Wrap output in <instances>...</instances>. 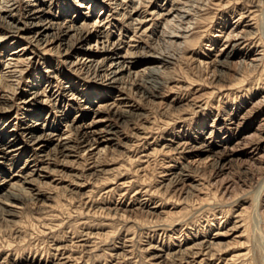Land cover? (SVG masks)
I'll return each mask as SVG.
<instances>
[{
  "label": "rangeland",
  "instance_id": "rangeland-1",
  "mask_svg": "<svg viewBox=\"0 0 264 264\" xmlns=\"http://www.w3.org/2000/svg\"><path fill=\"white\" fill-rule=\"evenodd\" d=\"M24 1L19 0L20 4ZM61 1L53 0L50 14L62 23L71 19L76 11L73 20L76 27L84 22L89 29L103 4L102 0H94L97 6L88 0H72L73 9L64 15L60 10ZM176 1L179 4L189 2ZM252 1L189 2L187 8L192 10L189 23L195 29L183 48L159 42L154 45L155 52H166L175 58L160 75L161 86L157 91L160 98L124 90L119 98L127 102L131 113L125 119L109 117L105 124L116 132L117 146L110 147L99 159L85 162L83 148L71 143L68 146L74 147L69 157H61L57 145L73 137V134H67L58 138L67 133L68 126L75 128L89 121L91 116L86 114L84 107L90 105L84 99L70 101L59 92L55 101L49 95L67 85L83 91L89 88L94 93L98 90L100 94L101 87L92 77L63 64L67 60L63 57L64 47L45 52L49 48L35 43L30 46L27 55L30 60L23 66V75L18 80L9 79L6 60L24 41L19 37L14 43L0 26V97L11 98L13 90L15 94L11 99L15 108L7 112L0 110V144L13 138L15 148L21 149L6 159L0 158V194L7 190L4 181L13 173L17 175L14 180H19L17 185L20 184L27 193L20 192L21 205L17 209L5 206L8 202L0 198V264H55L61 257L68 259L66 264H152L148 259L153 253L172 255L200 241L211 240L214 233L227 232L237 224L242 225L241 228L229 232L223 239L226 245L222 248L226 252L222 258L227 260L249 251L248 257H239L235 264H261L257 244L262 240L264 257V188L257 209L254 194L259 184L264 183V121L262 163L259 166L262 171L232 162L222 174L219 166L212 159L209 161L205 154L195 157V154L178 155L172 151L176 143L199 142L206 136L215 145V151H219L218 146L222 147L225 142L246 132L247 125H256L257 120L250 116L241 118L240 132L231 130L229 123L239 119L259 97L264 96V78H259L243 64L224 65L218 69L220 73L205 64L217 53L219 32L238 19ZM261 1L262 28L259 21L255 27L243 29L242 33L254 52L264 50V0ZM154 2L158 7L168 9V3L152 0L147 8L149 12L153 10ZM145 10L141 5L138 12ZM114 23L115 27L107 32L110 40H115L120 33V23L117 20ZM245 24L252 22L246 18L242 26ZM152 25L145 26L143 30L150 26L149 32L137 34L139 38L135 41L151 45L153 40L149 35L159 30L157 25ZM129 36H132L131 32ZM86 44L75 43L71 51H66L67 56L71 52L85 53ZM133 46L131 43L130 47ZM149 51L138 52L146 54ZM46 70L59 74L57 85L52 83L46 88L43 82L38 83L36 90L43 89L45 94L32 100L26 111L19 109L16 104L21 95L30 96L27 93L35 91L29 83ZM114 95L119 93L112 91L106 97L101 94L100 99L93 100L95 103L91 107L109 103V97ZM56 96L54 94L53 99ZM253 110L264 114V103ZM26 125L37 129L29 135L24 129ZM48 134L56 136L49 138ZM36 137L41 138L36 141ZM250 147L242 148L243 152H250ZM34 157H37V163L31 162ZM194 160H200V163ZM42 168L41 173L32 174L30 178L26 176L34 169ZM95 170L97 172L89 177L88 171ZM80 175L85 179L84 188L78 189L74 184ZM186 175L188 181L183 180ZM24 177L33 182L23 184ZM31 196L33 200H30ZM7 212H12V216ZM253 231H260L262 239H258V232L252 234Z\"/></svg>",
  "mask_w": 264,
  "mask_h": 264
},
{
  "label": "bare ground",
  "instance_id": "bare-ground-1",
  "mask_svg": "<svg viewBox=\"0 0 264 264\" xmlns=\"http://www.w3.org/2000/svg\"><path fill=\"white\" fill-rule=\"evenodd\" d=\"M102 1L103 4L101 5L99 16L93 21L90 27L91 29H89L84 22L79 27H76V21H73L76 17V11L73 12L74 14L71 19H65L60 23L57 17L50 14V10L54 4L53 0H25L22 4H20L19 0H0V26L4 28L7 34H10V39H12L13 42L19 37L24 41L22 46L10 52V57L6 60L8 62L5 68L8 70L7 74L9 79L15 78L18 80L23 75V66L30 60L28 59L29 56H27L31 51L30 46L35 43L39 46L42 44L44 49L49 48L45 52H50L54 48L59 49L64 47L65 51L63 57L67 58V60H65L63 64L68 65L69 68L75 72H82L86 76H90L96 80L95 82L101 87V94H104L105 97L107 94H112V91L119 93L118 96L114 95L113 98L109 97V103L103 102L104 104L98 105L96 108H92L91 106L95 103L93 100L100 99L101 97L98 90H95L96 92L94 93V91L89 88L83 91V89L80 90L71 85H67L55 91L54 94L55 96L57 95L55 99H53L54 94H51V96L49 95V98L55 101L56 98L59 97V92L62 96H68L70 101L74 102L79 101V99H84V101L90 105V107H84L86 114H90L91 116L87 123L76 126L75 128L68 126L67 128L69 129L67 133H62L60 137L57 136L61 139L62 136L73 134L74 139L70 136L66 139V142L58 143V154H61V157H69V153L74 146L68 145L74 143L75 146L83 148L84 152H86L84 162L97 160L101 155L108 152L110 147L114 145L117 146L115 144L116 132L108 129L107 126L105 127V124L108 122L109 117L125 119L126 116L131 113V110L127 109V102L120 99V95L124 90H135L138 94H142L146 97L160 98L157 97V91L161 86L159 81L160 75L164 71L163 69L173 64L175 58L166 52H155L154 45L159 42L176 46L178 49L183 48V45L188 41L192 35V31L195 29V27H192V23H189L191 21L190 12L192 10L190 6V8H187L188 3H197L200 0L184 1L180 2L181 4L176 0H170V2L169 0H162L169 4L168 9L158 7L155 1V6L151 12H149L147 8L152 3V0ZM71 2L72 0L61 1L60 10L63 11L62 13L64 15L73 9ZM88 2L93 3V6H97L94 0H88ZM141 5L146 8L144 13H140L141 11L138 12ZM78 6L81 7L82 5L79 4ZM82 7L85 8L84 5ZM261 8L262 1L253 0L249 2L247 10L242 9L243 11L240 13L238 19L234 20L229 26H224L223 30L219 32V39L216 41L218 47L217 53L211 62L205 63L206 66H210L213 70L220 73L218 69L223 68L224 65L226 66L228 64L234 67L243 64L251 69L252 72H256L259 78H264V50L262 49L259 52L252 51V47L242 36L243 31H245L243 29L255 27L259 21V26L262 28ZM103 10L106 11L103 12ZM143 14H145V16ZM18 16L19 18H17ZM257 17L261 19L259 20ZM246 18H248L252 24H245L242 26ZM116 20L122 27L120 26L118 37L115 40H110L107 32L110 31L112 27H115L114 21ZM151 23H153L152 26L155 25L156 27L157 25L159 30L149 35L150 40H153L151 45H141V43L135 41L138 37L137 34L147 32L151 25L144 30L143 28ZM130 32L132 33L131 37L129 36ZM126 35H128L127 42L125 41ZM84 42H87L86 47L83 49L85 53L76 54L71 52V55L67 56L66 51H71L75 43L80 45ZM56 43L57 46L54 47ZM131 43L134 44L133 47H130ZM144 49L150 50L151 52H146V54L138 52ZM58 75L59 74L54 70H46L43 72V75L36 78L38 81L32 80V82L29 83V87L35 89V91H29L27 94L30 96L25 94L21 95V98L18 99L16 104L17 107L26 111L30 107L32 100L45 94L43 89L40 92L36 90L38 83L43 82L46 88H50L52 83L57 85ZM215 75L217 74L215 73ZM87 91L90 94L89 96L84 95V93H88ZM11 95V98L0 97V110L7 112L15 108L11 100L12 97L13 99L15 97L14 90ZM262 103H264V96L259 97L257 101L252 104V107L247 109L239 119L230 121L229 124L232 126L231 130L235 132H240L239 129L242 123L240 120L243 117L247 118L250 116L251 119L257 120V123L255 126L247 125L245 127L247 131L238 136L235 140L225 142L222 147L218 146V148H220L219 151H215V145H212L211 139H209L208 136L204 137L199 142L187 141L176 143L172 151L178 155L186 154L190 156L195 154V157L205 154L209 161L212 159V161L219 166V172L222 174L227 170L226 166L232 162H239L248 168L255 167L262 171L259 166L262 163V121H264V114L253 110L254 107H259ZM36 125L38 126V124H35V126ZM24 129L31 135L37 128L33 129L31 126L26 125ZM42 129L44 131V128ZM0 133L2 134V132ZM55 136L56 134H48L49 138ZM40 138L41 137H36L35 140L38 141ZM29 139H32V137L30 136ZM14 143L15 140L12 138L8 143L4 145L0 144V158L6 159L7 156L20 152L21 149L15 148ZM246 146H252L248 153H244L242 150V148ZM163 149H168V147ZM36 158L37 157H34L31 162L37 163L38 161ZM195 161L198 162L200 160H194L193 162ZM93 169L94 166L90 170L92 171ZM42 170L43 168L34 169L26 176L30 178L32 174L41 173ZM91 171H88L90 172V174H88L89 177L97 172L95 170L91 173ZM81 176L82 175L78 177V180H76L74 184L78 189L84 188L83 181L85 179H83V176L81 179ZM27 177L23 178V184H31V182H33L31 180L29 181ZM14 178H17L15 173H13L7 181H4L5 186L7 185V190L4 192L2 191L3 193L0 194V198H4L5 201L8 202L5 206L17 209L20 204V194L26 192L24 188H20L22 187L20 184L17 185L19 180H14ZM188 178L187 175L183 176V180L186 179L188 181ZM263 188L264 183L261 182L257 187L256 193H253L255 209L260 205L259 198ZM32 197L33 196H31L30 200H33ZM7 213L9 216L13 214L12 212ZM256 218L258 219L257 215ZM258 220L256 221L257 224H259ZM241 226L242 225L239 226L237 224L227 232H216L212 235L211 240L200 241L172 255H169V253L168 255H163L158 251L155 254H151L148 260L152 264H214L215 262L218 264H235L239 257H248L250 252L247 251L242 255L232 256L227 260L223 259L222 257L225 256L226 252V249L222 248V246L226 245L223 239L226 238L225 236H227L229 232L239 230ZM254 232L256 233L258 231H253L252 234H254ZM256 235L258 239H262L260 231L256 233ZM262 246V240L258 241L257 250L259 254H261L259 259L261 264H264ZM67 260L66 257H61L55 264H66L65 261Z\"/></svg>",
  "mask_w": 264,
  "mask_h": 264
}]
</instances>
